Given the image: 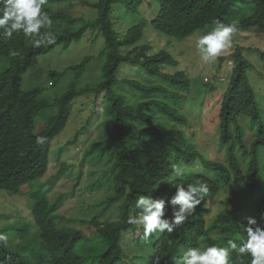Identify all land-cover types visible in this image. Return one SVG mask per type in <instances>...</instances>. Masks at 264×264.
<instances>
[{"label": "trees", "instance_id": "1", "mask_svg": "<svg viewBox=\"0 0 264 264\" xmlns=\"http://www.w3.org/2000/svg\"><path fill=\"white\" fill-rule=\"evenodd\" d=\"M64 1L76 0H48V3ZM119 1H124L129 12L135 13L145 0H99L91 4L98 10L93 20L54 11L46 5L45 10L56 24L55 43L41 48L32 47L22 34L13 33L11 38L0 36V57L8 61V66L0 71V189L19 193L46 173L51 141L65 127L72 101L90 93L93 102L105 103L112 114L108 121L110 133L92 148L100 151L96 156L98 161L106 158L113 161L107 178L113 185L108 203L115 205L116 212L115 219L93 220L96 235L85 241L87 235L81 230L60 224L67 219L57 212L61 199L56 206L49 202L45 192L37 195L31 192L30 215L38 229L39 247L2 246L0 264H31L32 258H39L36 264L41 261L50 264H175L174 258L189 248L225 246L230 239L239 244L246 239L243 230L246 217L259 219V213L264 211V107L256 100L245 71L251 65L238 50L231 53L235 76L224 92L218 126L219 143L226 150L227 161H214L194 143L187 144L181 132L169 125L188 122L182 111L184 92H180L190 85L185 71L165 72L164 64L177 63L173 56L163 50L152 51L148 43L136 45L147 24L176 37H186L215 21L229 23L230 17H238V28L264 29V0H154L158 4L154 16L129 25L122 38L115 32L111 20L113 8ZM77 23L79 26L73 29ZM54 29L45 28L41 32ZM88 29H96L104 37L99 52L102 58L99 81L77 85L92 58L87 55L63 71L49 70L51 86L67 69L74 71L71 86L56 95L52 102L40 97L42 87L30 90L21 87L24 73L36 65L40 55L58 44L69 46ZM253 50L264 64V51L258 47ZM11 51L19 54L13 57ZM122 64L137 66L144 80L133 78L135 75L131 72L129 76L118 78ZM49 108L54 112L36 132L37 116ZM247 130L252 132L248 143L243 139ZM39 138L42 143L37 142ZM174 164L185 173L180 178L185 186L200 180L207 183L206 194L213 197L222 188L229 191L227 202L206 225L204 216L209 209L205 207L206 194H202L201 204L185 224L175 227L170 234L166 230L148 245L142 239L143 229L128 225L127 217L138 195L158 199L164 197L162 191L175 192L168 183ZM67 169V163L62 162L57 165L55 175ZM171 211L168 205L166 218L169 220ZM11 228L1 225L0 233L7 234ZM29 230L28 225L17 229L22 235ZM77 245H89L90 255L76 253ZM231 264H251V258L233 253Z\"/></svg>", "mask_w": 264, "mask_h": 264}, {"label": "rangeland", "instance_id": "2", "mask_svg": "<svg viewBox=\"0 0 264 264\" xmlns=\"http://www.w3.org/2000/svg\"><path fill=\"white\" fill-rule=\"evenodd\" d=\"M84 1L85 4L81 3ZM76 0L64 2H49L47 6L54 11L65 12L71 16L81 17L84 20H93L97 17L98 10L91 4L99 0ZM145 0L138 6L137 12L132 13L126 7L124 1H119L113 8L111 20L115 32L120 38L132 23L140 20H150L158 4ZM71 5V6H70ZM230 22H238V17H230ZM80 23L73 25L77 28ZM51 31L56 34V24L52 23ZM216 27V24H207L198 28L186 37H176L152 28L147 24L143 29L141 38L136 45L150 44L152 51L163 50L169 53L177 61L176 64H164L163 70L168 73L185 71L190 79V85L184 92V107L188 122L185 124L170 123L169 125L181 132L183 140L187 144H195L200 147L211 160L226 162V150L219 143L218 113L222 95L235 76L234 58L231 53L238 50L247 63L246 74L250 84L254 88L256 100L264 107V64L259 54L253 50L258 47L264 51V29L239 28L233 38V45L224 52L214 63L204 64L196 49L198 36L207 33ZM104 45V37L96 29H88L80 39L72 41L69 46L61 44L51 48L45 54L38 57L36 65L30 67L21 79V87L30 90L34 87H42L41 98L53 101L54 97L71 86L74 71L66 70L65 75L54 86L50 84L49 70L63 71L69 65L76 64L87 55H92L91 60L84 68L82 78L77 85L85 86L100 80L102 58L99 56ZM8 66V61L0 57V71ZM131 72L135 79L144 80V75L137 66L122 64L117 72V77L122 78ZM141 73V74H140ZM129 74V75H131ZM128 75V76H129ZM83 101L82 99H85ZM93 94L84 93L76 97L70 108V115L65 127L56 135L50 144L49 166L46 173L35 180L30 186H24L19 193L0 189V226L8 225L11 231L7 233L9 245L26 244L28 249L39 247L40 238L38 229L30 215V204L33 202L31 192L36 195L45 192L50 203L58 206L57 212L67 217L60 224L75 230H81L85 241L96 235L92 221L104 222L116 218L115 205L108 203V197L113 192L112 182L108 183L112 160L106 158L98 161L97 153L92 145L101 142L106 134H109V119L112 114L106 109V104L93 102ZM54 112V109H45L36 118L35 131H39L46 118ZM245 123V120H242ZM168 125V126H169ZM252 132L247 130L243 139L249 142ZM66 162L67 171L55 175L57 165ZM229 191H220L218 196H205L206 208L205 224L208 225L216 212L223 208L227 202ZM61 197V198H59ZM111 204V205H110ZM60 218V216H58ZM28 225V234L22 235L17 229ZM132 233V231H128ZM127 232L126 237L130 234ZM21 235H19V234ZM90 245V244H89ZM77 245L75 252L87 256L91 247ZM133 247V246H130ZM132 250V249H131ZM27 254H29L26 251ZM28 256V255H27ZM30 259L32 258L29 256ZM39 258H32L34 263ZM39 264H49L39 262Z\"/></svg>", "mask_w": 264, "mask_h": 264}, {"label": "clouds", "instance_id": "3", "mask_svg": "<svg viewBox=\"0 0 264 264\" xmlns=\"http://www.w3.org/2000/svg\"><path fill=\"white\" fill-rule=\"evenodd\" d=\"M47 4L48 0H0V36L11 38L13 33L22 34L30 40L34 48L54 44L55 37L51 31L41 32V29L52 27V19L45 10ZM215 23L216 27L196 39L199 59L204 64L214 63L230 49L233 38L239 31L236 22L215 21ZM18 54L17 51L10 52L13 57ZM37 142L42 143V138ZM201 173L207 174L204 171ZM184 175L181 168L174 164L168 183L175 188V192L162 191L164 197L158 199H153L151 195L137 196L134 209L129 213L126 222L128 225L143 229L142 239L146 244L150 245L153 239H159L166 230L170 234L175 227L185 224L201 204L202 194L209 191L207 183L200 180L185 186L180 179ZM173 181L176 183L173 184ZM218 190L224 192L222 188ZM204 201L206 204L205 198ZM168 205L172 209L171 220L166 218ZM246 221V225H243L246 239L239 244L230 239L225 246L189 248L182 255L174 258L175 264H231L233 253L250 257L251 264H264V211L259 213V219L249 216L246 217ZM8 243V236L0 233V247L7 246Z\"/></svg>", "mask_w": 264, "mask_h": 264}]
</instances>
